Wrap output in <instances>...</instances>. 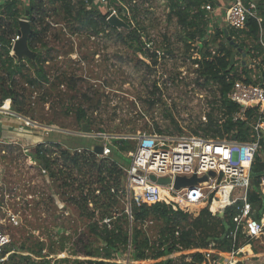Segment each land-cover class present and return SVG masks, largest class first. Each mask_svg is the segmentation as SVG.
Here are the masks:
<instances>
[{"label": "rangeland", "instance_id": "obj_1", "mask_svg": "<svg viewBox=\"0 0 264 264\" xmlns=\"http://www.w3.org/2000/svg\"><path fill=\"white\" fill-rule=\"evenodd\" d=\"M31 1L17 0L18 25L9 12L0 13V34L11 42L20 30V20L30 21L26 8L35 7L36 22L30 23L39 34L32 46L41 53L40 66L47 74L46 80L32 87L23 84L22 75L16 76L20 87L25 88L21 94L26 100L27 116L16 112L20 115L0 114V221L10 236L1 257L8 264H156L160 259L153 252L167 235L169 225L157 215L134 223L133 204L142 203L128 194L122 177H117L118 184L109 196L93 170L86 175V168L82 172L73 169L60 176L59 161L52 167L56 173L52 178L34 155L42 144L56 159L61 154L56 144L61 142L62 148H84L86 144L78 139L85 138L94 147L111 144L122 148L123 157L113 154L111 158L127 168L130 160L127 163L125 159L135 149L139 135L161 132L160 136L176 140L193 137L197 132L204 137L201 128L208 114L219 119L222 116L219 88L200 75L202 67L195 61L207 50L217 52L219 44L227 42L228 39L213 38L216 26L225 27L223 17L230 1L218 0L221 17L214 18L213 32H209L207 41L196 42L191 48L185 39L186 32L171 14L169 0H126L110 2L108 7L83 0ZM81 6L84 12L79 15ZM67 8L72 9L71 14ZM112 14L126 26L111 24ZM232 38L237 45L245 40L243 34ZM246 44L250 49L255 46L250 40ZM30 51L38 54L32 48ZM240 52L244 53L242 49ZM12 57L16 62L20 60ZM36 69L27 62L23 74L34 79ZM0 77L8 80L7 70L1 65ZM79 110L87 115L82 121ZM84 127L94 136L84 135ZM56 134L78 139L70 141ZM114 140H127L128 144L123 147ZM258 155L263 154L259 151ZM215 177L210 174L203 180L213 185L212 190L216 188ZM80 186L85 188L83 196L87 201H82ZM90 186L97 190L93 195L88 193ZM248 191L259 192L261 187L256 188L251 178ZM192 208L190 222L198 218L217 226V219L204 213L200 216L206 209L204 205ZM210 212L224 219L225 212ZM13 214L17 216V226L11 221ZM105 224H109V230L115 225L118 231L120 228V232H128L127 244L107 247L94 232V226H98L103 234ZM136 225L150 240L145 261L134 257ZM219 230L218 227L216 231ZM241 242L244 247L243 237ZM203 246V250L211 247L215 252L231 253L212 240ZM250 246V252L241 251L237 257L238 264H264V238L251 241Z\"/></svg>", "mask_w": 264, "mask_h": 264}, {"label": "trees", "instance_id": "obj_2", "mask_svg": "<svg viewBox=\"0 0 264 264\" xmlns=\"http://www.w3.org/2000/svg\"><path fill=\"white\" fill-rule=\"evenodd\" d=\"M96 2V0H83V3L88 2ZM126 0H111L112 4H116L117 2L122 3ZM230 1V0H229ZM31 2H34L32 0ZM218 0H169L170 3V11L171 14L174 15L178 21L179 26L182 28L183 32H186V41L189 42L188 48H191L190 45H193L196 42L207 41V36L210 35V27H212V22L214 18L219 19L220 12H217L213 15V19L210 18L208 12L202 9L205 5H211L213 7L220 6ZM18 2L17 0H13L9 5L6 6L4 11L9 12L10 15L15 19L17 25L19 24L20 13L17 8ZM258 9L264 17V0L258 1ZM33 6H29V19L31 22H36ZM66 11L71 14L72 9L67 8ZM100 15H103L100 10ZM27 12V11H26ZM83 6H81L78 14H83ZM248 30L243 33L245 36V40L239 43V48L243 50V52L247 55L246 64L251 61L253 58L262 57L261 62L264 65V48L260 44V27L255 19L249 18L247 21ZM214 29V28H213ZM226 30H228L229 35L231 37H236L235 33L230 29L221 28L219 26L215 27V36L213 38L214 41H219L221 38L227 40ZM39 33H37L36 29L32 30V34L29 38V45L32 50L35 52L38 51L33 48V41L37 38ZM212 40V41H213ZM250 40L255 43V46L250 49L246 42ZM236 43V40H234ZM10 41L6 39L3 34H0V46L2 52L0 53V65L1 67L7 70L8 80L3 77H0V106L7 99L12 100V111L15 116H18L21 113L26 115L25 112V97L21 94L24 91V86H21L20 82H17L16 76L22 75L25 78L23 84H27L28 86L39 85V82L47 79V74L43 67L40 66L42 63L41 53L38 51L34 60L22 58L15 61V59L10 56ZM215 52V51H214ZM236 52V53H235ZM254 52V53H252ZM235 53V55H234ZM258 53V54H256ZM243 53L239 51L235 45H232L228 40L225 44H219V49L217 52L213 53L210 50H207L204 54L200 55V59L195 62L198 65H201L202 70L200 75L205 76L206 80L212 81L219 88V109L222 114L221 118H215L213 114H208L207 121L204 124L205 126L201 128L203 132V136L206 138L218 139V140H229L236 139L239 142H249L252 140V127L251 122L254 119V115L257 112V108L253 107L247 110L246 119L241 121L238 120L236 122L233 121V116L240 111V106L231 102L228 99V94L230 93L234 83L240 79L239 71L234 66L235 58L240 56L243 57ZM154 57L157 59L156 54ZM29 62L33 67H35V78H30L23 74L25 65ZM154 67L156 62L153 63ZM243 74L246 76L247 83L258 84L263 81H254L250 76V72L247 69V66L242 69ZM22 77V78H23ZM7 82V84H6ZM19 88V89H18ZM16 112V113H15ZM79 114L81 115L80 121L87 117L86 112L84 110H79ZM27 116V115H26ZM15 119V118H14ZM17 120V119H16ZM18 124V122L15 121ZM30 133V132H29ZM41 133H43L41 131ZM162 134L161 132H159ZM60 138L69 139L70 141H77L78 138H72L70 136H65L63 134H56ZM87 136H94L92 133H89ZM195 136H200L197 132H195ZM141 136L139 135L137 139ZM166 139L174 140L173 137L167 136ZM113 140V139H110ZM78 141L82 142V145L86 144V147H68L62 148V145H58L61 149V154L58 158L54 159L50 156L46 150L43 149L44 146L42 144L38 145V149L34 157L36 160L42 164L44 169L49 173V175L53 178L56 177V173L53 170V166L58 165L59 161H62L60 165H58L60 169V176H64L67 171H71L73 169H77L80 172L83 171V168L87 169V173H91L93 170L97 177L98 183L100 185H105L104 189L105 194L110 196L111 191L114 189V185L118 184L117 177H122L124 181H126V173L124 168L121 167L118 162L111 158L113 154H117L119 157L122 156L123 149L118 148L117 146H112V153L109 157L104 158L100 157L94 152L95 147L91 145V141L88 139H78ZM116 141V140H114ZM115 144H122L123 147L127 144V140H117ZM91 146V148H88ZM125 149V148H124ZM130 149H127L129 151ZM261 151L263 155H256V160L252 168L251 178L254 181L256 188L259 187L261 183V178L264 175V143L262 144ZM126 152V150H125ZM100 159V160H99ZM127 163H129V159H125ZM64 170L66 172H64ZM134 172V171H133ZM72 177V175H69ZM63 179V178H62ZM112 182V186L108 185V183ZM126 183V182H125ZM205 187H203L207 192L213 189V185H209L203 183ZM82 188V189H81ZM80 193L82 201H87V198L83 196L85 193V188L80 186ZM88 193L91 192L93 195L97 190L93 189L91 186L88 188ZM91 189V190H90ZM103 189V190H104ZM161 189H164L161 187ZM104 192V191H101ZM249 200L253 205L254 219L260 220L264 213V198L261 197L260 193L257 191H253L249 193ZM193 208L197 209L203 206V202H196L194 204L190 203ZM242 202H238L231 208H229L225 214L224 219L219 218L218 216L213 215L208 209H203L200 213L208 214L214 219H217V226H210L211 224L205 223L198 218L190 222V214L188 212H184L180 209H174L173 206H166L164 204H153L150 206L147 205H137L133 204L132 207V217L134 218V223L139 224L146 221L151 215H157L158 217L165 219L167 222V235L161 243L157 245V251L155 253V257L159 258L160 261L156 264H173V259L171 258V254L176 250L177 246H183L184 249H191L194 254V258L192 262H186L184 260L181 261L180 264H198L203 261V255L201 254V247L204 244H210V241L219 242L221 248L226 249L227 251H232V242L228 238L230 232L234 230V216L237 214V207L240 206ZM104 218V217H103ZM109 224L104 225L103 234L97 230L98 226H94V232L98 233L101 236L102 241L108 247L116 248V243L121 245H126L128 241V232H120L117 229V226L114 225L112 229H108ZM205 227V228H203ZM220 228L219 231H216L217 228ZM180 230L179 237L175 236V232ZM210 230L213 232L211 233ZM124 233V234H123ZM202 235H205L203 237ZM202 237L201 240L199 237ZM243 237V235L241 236ZM141 229L136 225L133 239V247H134V257L137 261H145L148 259V255L146 254L150 248V240L144 238ZM203 242V243H202ZM242 245V242L240 243ZM96 264H109L105 262H97Z\"/></svg>", "mask_w": 264, "mask_h": 264}, {"label": "built area", "instance_id": "obj_3", "mask_svg": "<svg viewBox=\"0 0 264 264\" xmlns=\"http://www.w3.org/2000/svg\"><path fill=\"white\" fill-rule=\"evenodd\" d=\"M12 1L0 0V13ZM258 1L230 0L223 19L226 28L233 31L236 36H241L248 30L247 21L249 18L255 19L260 27L259 42L264 48V17L258 9ZM96 2H99L101 6L108 7L111 0H96ZM202 9L208 12L212 18L222 7L205 5ZM112 16L114 15L112 14ZM210 30L212 33L213 26L210 27ZM19 39L18 33L11 39L9 44L11 56H14L13 49ZM148 48L150 47L148 46ZM213 53L215 52L213 51ZM261 60L262 57L254 58L246 64L247 59L244 57L235 58L234 66L239 71L240 79L234 83L228 94V99L240 106V111L233 116L234 122L245 120L247 110L253 107L257 108L251 122V141L218 140L202 136L176 137V140L172 141L166 139L167 136H160V134H141L135 149L129 154V167L124 168L128 194L131 193L133 199L137 197L144 205L160 203L189 213L192 208V206L189 207V203L194 204L202 201L206 209L215 214L226 212L238 202H242L237 207V214L233 219L235 228L228 236L232 242L231 253L215 252L211 247L207 250L201 249L203 261L198 264H238L237 257L243 248L239 244L240 237L243 235L246 241L244 246L248 244L250 246L251 241L264 238V213L260 220L254 219V209L249 200L250 192L248 191L256 155L261 151L264 143V65ZM245 66H247L252 80L263 82L253 84L244 81L246 76L242 69ZM7 102H10L11 108V99L5 100L0 107H4ZM0 114L7 113L0 112ZM112 146L111 144L103 145V154L99 156L109 157L112 153ZM211 173L216 175L214 190L207 192L202 183H208L204 181L176 188L178 178L192 179L196 177L198 180H202L204 177L208 179ZM152 177H155L156 180H152ZM160 180H170V182L163 184L160 183ZM239 182L243 185L242 187L238 186ZM165 185H170L171 188L165 190L164 194L161 186ZM259 185L261 191L258 193L264 198V175ZM11 221L16 226L19 225L17 216L14 214ZM179 235L180 230L175 232L176 237ZM9 243L10 236L4 231L0 221V264H8L1 254ZM193 255L191 249L186 250L183 246L178 245L171 254V258L173 264H180L182 260L192 262ZM222 256L226 258H221Z\"/></svg>", "mask_w": 264, "mask_h": 264}, {"label": "water", "instance_id": "obj_4", "mask_svg": "<svg viewBox=\"0 0 264 264\" xmlns=\"http://www.w3.org/2000/svg\"><path fill=\"white\" fill-rule=\"evenodd\" d=\"M27 9V15L26 17H29V7L26 8ZM110 23L115 25V26H119V27H125L126 25L119 20V18H117L116 16H112L110 17ZM226 32V36L228 41L232 44L235 45L238 48V45L235 44L233 38L229 35L228 30L225 31ZM32 34V28H31V23L29 20H20V30L18 31V35L20 36V39L16 42L15 46H14V55L18 58V59H22V58H28L31 60H34L35 58V54L30 51V48L28 46V42H29V38ZM241 51V49H239ZM243 56L246 58V54L243 53ZM83 132L85 133H89L87 128H83ZM103 150L104 147L103 146H96L94 149V152L97 155H102L103 154ZM213 175H215L214 173H211ZM206 179V178H204ZM202 180H198L196 177L192 178V179H186V178H178L176 180V188H180V187H184L187 185H193L196 184L197 182L203 181ZM152 180H156L155 177H152ZM170 180H160V183L166 184L169 183ZM221 214H224V211L221 212Z\"/></svg>", "mask_w": 264, "mask_h": 264}, {"label": "bare ground", "instance_id": "obj_5", "mask_svg": "<svg viewBox=\"0 0 264 264\" xmlns=\"http://www.w3.org/2000/svg\"><path fill=\"white\" fill-rule=\"evenodd\" d=\"M0 108H1L0 109V112H6L10 116H14V112L12 111V108H10V102H7L4 107H0ZM84 135H89V133H85L84 132ZM214 186H216V184ZM238 186L239 187H242L243 185L241 184V182H239ZM161 187L164 188V189H162L164 194H165V190H168L169 188H171V186H169V185H165V186H161ZM250 250H251V246H249V245H246V246H244L241 249L242 252H250Z\"/></svg>", "mask_w": 264, "mask_h": 264}, {"label": "crops", "instance_id": "obj_6", "mask_svg": "<svg viewBox=\"0 0 264 264\" xmlns=\"http://www.w3.org/2000/svg\"><path fill=\"white\" fill-rule=\"evenodd\" d=\"M21 20H23V19H21ZM243 55V54H242ZM244 57V56H243ZM245 58V57H244ZM245 59H247V55H246V58Z\"/></svg>", "mask_w": 264, "mask_h": 264}]
</instances>
